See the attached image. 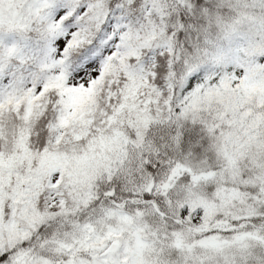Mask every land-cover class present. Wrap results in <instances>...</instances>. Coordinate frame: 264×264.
I'll return each instance as SVG.
<instances>
[{
  "label": "snow or ice",
  "instance_id": "obj_1",
  "mask_svg": "<svg viewBox=\"0 0 264 264\" xmlns=\"http://www.w3.org/2000/svg\"><path fill=\"white\" fill-rule=\"evenodd\" d=\"M0 264H264V0H0Z\"/></svg>",
  "mask_w": 264,
  "mask_h": 264
}]
</instances>
